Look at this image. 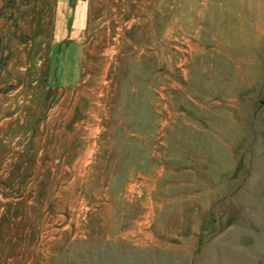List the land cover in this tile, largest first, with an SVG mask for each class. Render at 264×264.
Returning <instances> with one entry per match:
<instances>
[{
	"label": "rangeland",
	"instance_id": "rangeland-1",
	"mask_svg": "<svg viewBox=\"0 0 264 264\" xmlns=\"http://www.w3.org/2000/svg\"><path fill=\"white\" fill-rule=\"evenodd\" d=\"M0 264H264V0H0Z\"/></svg>",
	"mask_w": 264,
	"mask_h": 264
}]
</instances>
